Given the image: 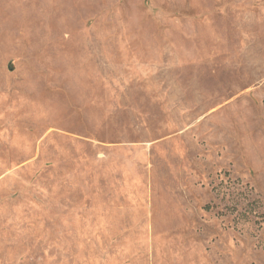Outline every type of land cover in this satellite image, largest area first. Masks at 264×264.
<instances>
[{
  "label": "rangeland",
  "instance_id": "374dc122",
  "mask_svg": "<svg viewBox=\"0 0 264 264\" xmlns=\"http://www.w3.org/2000/svg\"><path fill=\"white\" fill-rule=\"evenodd\" d=\"M0 264H264V0H0Z\"/></svg>",
  "mask_w": 264,
  "mask_h": 264
}]
</instances>
